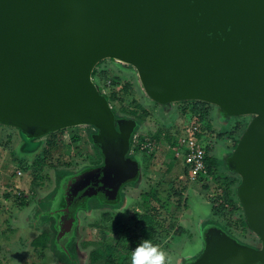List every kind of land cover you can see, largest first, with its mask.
<instances>
[{
	"label": "water",
	"instance_id": "water-1",
	"mask_svg": "<svg viewBox=\"0 0 264 264\" xmlns=\"http://www.w3.org/2000/svg\"><path fill=\"white\" fill-rule=\"evenodd\" d=\"M105 58L135 66L163 105L201 100L223 117L253 114L228 163L262 244L209 226L190 264H264V0H0V124L32 139L95 126L105 144L100 198L117 195L139 170L127 157L136 122L118 128L92 75ZM89 197L84 188L79 204ZM74 202L58 210L68 213L58 222L63 241L76 223Z\"/></svg>",
	"mask_w": 264,
	"mask_h": 264
},
{
	"label": "rangeland",
	"instance_id": "rangeland-1",
	"mask_svg": "<svg viewBox=\"0 0 264 264\" xmlns=\"http://www.w3.org/2000/svg\"><path fill=\"white\" fill-rule=\"evenodd\" d=\"M95 68L93 78L101 91L114 93L110 104L116 117L138 122L130 153L140 162V176L122 188L120 204L93 201L80 208L64 250L56 239L54 217L43 211L51 207L47 200L59 189L65 173H77L101 159L91 140L96 128L79 124L28 140L20 128L0 124V264H108L109 259L110 264H130L131 251L143 238L144 215L155 222L154 245L166 257L191 253L182 264H190L202 252L203 231L209 225L223 227L240 241L260 247L262 240L245 223L238 198L241 176L228 163L253 114L223 117L216 104H208L213 135L210 138L205 131L204 138L221 163L215 175L190 180L183 176L184 160L174 158L169 147L172 138H168L195 118L189 112L190 103L156 101L129 63L105 58ZM101 71L109 76L101 78ZM227 190L232 204L226 200ZM44 231L53 238L49 245H32Z\"/></svg>",
	"mask_w": 264,
	"mask_h": 264
},
{
	"label": "flooded vegetation",
	"instance_id": "flooded-vegetation-1",
	"mask_svg": "<svg viewBox=\"0 0 264 264\" xmlns=\"http://www.w3.org/2000/svg\"><path fill=\"white\" fill-rule=\"evenodd\" d=\"M118 118H121V120H122L120 122H118V120H117L118 128H119V125H121L124 128H127L126 126L128 125V122H130L129 119L124 118V117H117V119ZM135 128H134V130H135ZM20 131H21V133L25 139L35 140V139L27 137L22 132L21 129H20ZM91 140H92V143L95 147L94 150H96L101 157L99 162L94 166L84 167L83 169H81L80 171H78L77 173H74V174L65 173L62 176L63 179L62 180L60 179L61 181L59 184V189H57L52 194L51 198L49 200H47L51 207H47V209H44V211H43V213H45L47 216L51 215L52 217H54V220H55L54 226L56 229V237L58 236V233H59L58 222H59L60 217L62 215H64V218L66 219L67 215H68L67 212H64V213L58 212L59 209L62 208L64 210H66L68 208V206L74 200L75 201L74 203L76 205H78V207H77L78 209L76 211V220H77L78 210L80 208L88 206L89 203H91L93 201H96V202L100 203L101 205H112V206L118 205L123 201L122 188L127 183H129L130 181H132V182L136 181L140 176V173H139V170L141 167L140 162L138 159H136V157L133 154H131L129 152V155H132V156L127 155V157L131 158V162L135 161L138 163V166H139V170H138V174H137L138 176L137 177L135 176L134 178L127 180L123 184H121V186L119 187L120 188L119 192L114 197L113 196H107L105 194V192H103L104 194H101L103 196V198H100L99 195L93 194L94 192H99V190L101 188L100 187L101 182L105 181V177L102 176V173H101V171H102L101 169H103V168H101V166L105 163V152H104L105 144L103 142L102 137L98 134L97 128H96V131L92 132ZM103 184H104V182H103ZM103 186H106V185L104 184ZM84 188H86L88 190V194L90 197L87 200V202H85L84 204H79V200L77 198H78L79 193L82 192V190ZM79 190H80V192H78ZM100 193H101V191H100ZM76 195H77V197H76ZM209 226H214V225H209ZM209 226L204 228V231H203L204 244L206 242L207 230H208ZM225 233H227V232H225ZM71 236L67 240L71 239ZM233 237H235V236H233ZM72 256L73 255H71V257Z\"/></svg>",
	"mask_w": 264,
	"mask_h": 264
},
{
	"label": "trees",
	"instance_id": "trees-1",
	"mask_svg": "<svg viewBox=\"0 0 264 264\" xmlns=\"http://www.w3.org/2000/svg\"><path fill=\"white\" fill-rule=\"evenodd\" d=\"M96 74H97V69L94 68L92 75L95 76ZM108 76H109V73L107 71H101L100 72V77L101 78H107ZM112 96H114V93H112L110 95H107V97L109 99V102H110V99H111ZM182 102L190 103V106H189L190 114H192V116L195 115V118L202 123L204 131L208 132L210 134V138H211V136L213 135V132L209 131V129H210L209 126H210V122H211V120H210V108H209L210 103L206 102V101H201V100H188V101H182ZM183 113H185V112H183ZM135 127H136V124H135L134 128ZM133 131H134V129H133ZM169 137H170V139L172 138V136H170V135L168 136V138ZM155 138H157V137L154 136L153 139H155ZM208 140H207V146H206L207 147V151H208V156L206 158V162H207V166H208V169H209V176H213V175H215V173L219 169V165H220L221 161L218 159V157H215L212 154L211 146L208 144L209 143ZM237 143H238V140L236 141L235 146L237 145ZM130 150H131V141H130ZM130 150H129V152H130ZM129 152H128L127 155H129ZM172 154L174 155V153H172ZM129 156H132V155H129ZM174 158H176V157L174 156ZM172 160L173 159H171L170 162L168 163V168L169 169H171L172 166H173ZM201 179H204V178H200V180ZM225 195H226V200L229 203L232 204L233 203V198L229 194L228 190L225 192ZM142 223L144 224L143 229H142L143 238L150 240L152 242V244H156V225H155V222L153 221V219L150 216H145L144 215L143 218H142ZM245 223H247L246 222V217H245ZM216 226L219 229H222L223 231H225L223 229V227H220L218 225H216ZM228 234H230V233H228ZM230 235H232V234H230ZM52 239L53 238L50 236V233H48L47 231H44V232L38 234L32 240V245H34L37 248L38 247L46 248L49 245V243L52 241ZM56 239H57L59 245H61L60 247L64 249L65 248V243H66L67 240L63 241L64 238H61V237H59V238L56 237ZM73 257L74 256H72V258ZM93 257L95 259L97 257H99V254L97 253V251L94 252ZM111 262H112V260L109 259L108 260V264H110Z\"/></svg>",
	"mask_w": 264,
	"mask_h": 264
},
{
	"label": "built area",
	"instance_id": "built-area-1",
	"mask_svg": "<svg viewBox=\"0 0 264 264\" xmlns=\"http://www.w3.org/2000/svg\"><path fill=\"white\" fill-rule=\"evenodd\" d=\"M204 133L202 123L194 118L192 121L183 123L179 129L173 132L169 144L176 158H183V176H187L190 180L209 176L206 162L208 156L207 140L204 138Z\"/></svg>",
	"mask_w": 264,
	"mask_h": 264
},
{
	"label": "clouds",
	"instance_id": "clouds-1",
	"mask_svg": "<svg viewBox=\"0 0 264 264\" xmlns=\"http://www.w3.org/2000/svg\"><path fill=\"white\" fill-rule=\"evenodd\" d=\"M187 252L183 258L180 256H167L148 239L141 238L140 242L131 251L130 264H182V260L190 258Z\"/></svg>",
	"mask_w": 264,
	"mask_h": 264
},
{
	"label": "crops",
	"instance_id": "crops-1",
	"mask_svg": "<svg viewBox=\"0 0 264 264\" xmlns=\"http://www.w3.org/2000/svg\"><path fill=\"white\" fill-rule=\"evenodd\" d=\"M174 156H175V154H174ZM176 157V156H175ZM175 159H177V158H175ZM183 172H184V170H183Z\"/></svg>",
	"mask_w": 264,
	"mask_h": 264
}]
</instances>
